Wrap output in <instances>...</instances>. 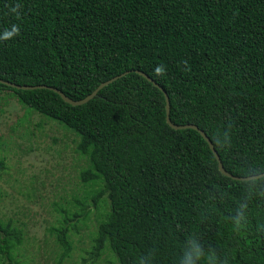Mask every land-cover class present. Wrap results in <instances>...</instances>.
<instances>
[{"label":"trees","instance_id":"trees-1","mask_svg":"<svg viewBox=\"0 0 264 264\" xmlns=\"http://www.w3.org/2000/svg\"><path fill=\"white\" fill-rule=\"evenodd\" d=\"M13 25L18 34L0 39L1 80L77 101L128 72L81 106L0 83L78 138L79 178L98 185L94 205L108 203L96 257L108 249L118 264H264V183L221 174L205 140L172 129L163 92L135 72L167 94L173 124L206 134L228 173H263L264 0H0V36ZM63 223L53 229L61 259L72 250ZM0 235L1 258L13 262L22 231L0 219Z\"/></svg>","mask_w":264,"mask_h":264},{"label":"rangeland","instance_id":"rangeland-1","mask_svg":"<svg viewBox=\"0 0 264 264\" xmlns=\"http://www.w3.org/2000/svg\"><path fill=\"white\" fill-rule=\"evenodd\" d=\"M77 140L64 126L0 93V219L22 231L13 262L0 255V264H118L108 249L95 256L94 238L108 203L102 198L94 205L98 185L79 178L87 164L75 152ZM64 220L72 250L61 259L53 229Z\"/></svg>","mask_w":264,"mask_h":264},{"label":"water","instance_id":"water-1","mask_svg":"<svg viewBox=\"0 0 264 264\" xmlns=\"http://www.w3.org/2000/svg\"><path fill=\"white\" fill-rule=\"evenodd\" d=\"M137 74L141 75L142 77H144L147 81L151 82L152 84H154L159 90H161L165 96V107H166V122L167 124L174 130H185V129H192L195 130L196 132L199 133V135L205 140V142L208 144L209 149L211 150V152L213 153L216 161H217V165H218V169L220 171L221 174H223L224 176L231 178L235 181H250V178H254V179H259L264 177V172L257 174V175H252V176H248V177H236L231 175L230 173H228L224 168L223 165L219 159V156L217 154V152L215 151L213 144L211 143V141L209 140V138L206 136V134L200 130L196 125L193 124H185V125H175L170 121L169 118V110H170V104H169V99L167 94L162 90V88L155 82L153 81L149 76H147L145 73L136 70L135 71ZM128 72L122 73L120 75L114 76L102 83H100L89 95H87L85 98L81 99V100H77L74 101L71 98L67 97L66 95H64L60 90L53 88V87H48V86H44V85H38V86H27V85H16L14 83L11 82H7L4 80L0 79V83L4 84L8 87L11 88H15L18 90H35V89H48L53 91L54 93L58 94L60 96V98L67 104L71 105V106H81L85 103H87L88 101H90L91 99H93L99 90H101L103 87L113 83L114 81H116L117 79L121 78L122 76H124L125 74H127Z\"/></svg>","mask_w":264,"mask_h":264},{"label":"clouds","instance_id":"clouds-1","mask_svg":"<svg viewBox=\"0 0 264 264\" xmlns=\"http://www.w3.org/2000/svg\"><path fill=\"white\" fill-rule=\"evenodd\" d=\"M12 11L16 12L17 8H13ZM16 34H18V28L15 25H13L11 30H7L6 29L4 31L3 35L0 36V39H10ZM163 71H164L163 67H157V75L161 74ZM250 183L252 185H255L257 183H264V179L257 180V179H254V178H250ZM190 243H192V245H193V250H194V253L196 255V258L200 259L201 256H202V251L199 248L198 244H196V242L194 240L190 241ZM187 264H195V262L189 257V259L187 261Z\"/></svg>","mask_w":264,"mask_h":264}]
</instances>
